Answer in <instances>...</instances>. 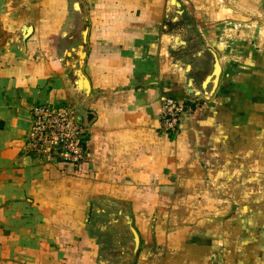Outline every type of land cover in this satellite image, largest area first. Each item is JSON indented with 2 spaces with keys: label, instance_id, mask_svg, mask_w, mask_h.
Instances as JSON below:
<instances>
[{
  "label": "crops",
  "instance_id": "crops-1",
  "mask_svg": "<svg viewBox=\"0 0 264 264\" xmlns=\"http://www.w3.org/2000/svg\"><path fill=\"white\" fill-rule=\"evenodd\" d=\"M170 4L0 0V264H264V0H188L199 86ZM36 104L87 120L83 161L25 151Z\"/></svg>",
  "mask_w": 264,
  "mask_h": 264
},
{
  "label": "built area",
  "instance_id": "built-area-1",
  "mask_svg": "<svg viewBox=\"0 0 264 264\" xmlns=\"http://www.w3.org/2000/svg\"><path fill=\"white\" fill-rule=\"evenodd\" d=\"M187 109L183 100L162 95L160 129L176 134L180 129V116ZM86 121L69 105L36 104L31 108L25 151L37 153L47 160L79 163L86 157L85 140L89 133Z\"/></svg>",
  "mask_w": 264,
  "mask_h": 264
},
{
  "label": "rangeland",
  "instance_id": "rangeland-1",
  "mask_svg": "<svg viewBox=\"0 0 264 264\" xmlns=\"http://www.w3.org/2000/svg\"><path fill=\"white\" fill-rule=\"evenodd\" d=\"M170 8H168L166 11V16L164 20V29L166 30H174V31H184V28L189 30V34L193 37L191 40H179L177 42V49L173 50L175 52V56L179 60L187 61L189 64H194L196 61L192 62L194 56L192 55L193 52L198 50L197 48L202 47V41L200 40V36L195 33V26H190L194 23L192 14L190 12V9L188 8V0H171ZM192 33V34H191ZM211 48L208 47V50L206 48L207 57L205 60L210 59L211 54ZM193 67V66H192ZM203 67H206V62L203 61L201 65H197L196 67H193V72L191 73L192 76L195 78V83L197 86L200 84V78H202L205 74V71ZM211 80V79H210ZM209 80V81H210ZM193 83V82H192ZM211 87L214 85V80L212 78L211 80ZM198 88V87H196Z\"/></svg>",
  "mask_w": 264,
  "mask_h": 264
}]
</instances>
